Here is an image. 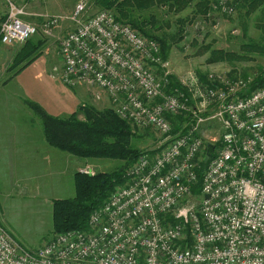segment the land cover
I'll list each match as a JSON object with an SVG mask.
<instances>
[{
    "label": "built area",
    "instance_id": "obj_1",
    "mask_svg": "<svg viewBox=\"0 0 264 264\" xmlns=\"http://www.w3.org/2000/svg\"><path fill=\"white\" fill-rule=\"evenodd\" d=\"M64 1L74 2L71 14L39 15L38 28L27 21L25 6L8 2L0 43L21 46L40 30L50 36L71 23L59 39L55 79L104 92L121 120L163 139L126 171L124 185L90 214L86 230L55 234L29 252L0 226V264H264V83L251 89L248 78L209 88L197 79L186 92L166 94L167 75L161 80L157 73L167 62L156 41L108 11L86 17L87 0ZM232 1L216 0L213 9L232 16ZM195 96L214 115L200 119L190 105ZM184 115L189 122L171 135L169 117ZM206 121L219 123L217 140L202 135ZM207 144L213 157L195 204L191 187Z\"/></svg>",
    "mask_w": 264,
    "mask_h": 264
},
{
    "label": "rangeland",
    "instance_id": "obj_2",
    "mask_svg": "<svg viewBox=\"0 0 264 264\" xmlns=\"http://www.w3.org/2000/svg\"><path fill=\"white\" fill-rule=\"evenodd\" d=\"M212 1L215 4L216 0ZM8 2L25 6V11L31 16L27 18V21L36 27L41 26L39 15L67 16L71 14L74 5V2H65L64 0H0V21L7 12ZM237 3L235 4L236 12L232 16H222L214 12L212 16L210 15L212 18L209 22L200 17L193 18L192 22L185 26V38L181 42L176 41L170 50L165 68L157 73L158 78L163 80L164 74H166L168 77L173 78L175 84L177 83L185 89V85L196 83L197 79L199 85L203 87V81L210 77L215 80L217 85L223 81L246 80L248 78L255 82L257 75L263 76L264 22L257 13L248 14L245 12L244 7H237ZM101 11L103 10L95 6L91 0H87L86 17H91ZM191 11L192 9L186 10L179 15L180 18L189 16ZM154 13L160 20V11L156 10ZM170 16V27L165 26L164 28V25L161 24L163 26L162 31L172 35L176 32L175 19L178 16ZM72 30V24L64 21L50 36L45 35L41 30L34 36V38L45 40L43 53L48 59L50 76L56 79L59 77L62 66L58 52L59 39ZM245 44H257L262 48V51L251 55L250 61L232 60L230 63L219 64H208L206 62L208 53L202 54L206 46H211V49L214 50H223L239 55L243 52L241 47ZM21 46L17 47L20 48ZM200 46L204 47L200 48ZM54 69H57V72H53ZM4 80L3 78L0 79V84ZM66 88L80 95V104L91 105L97 110L111 108L106 94L96 88L84 86L72 89ZM163 89L164 91L167 90L166 85ZM169 90L170 92L175 91L173 88ZM14 95L11 88L1 89L0 87V128L29 127L31 129L32 127L36 129L37 134L38 130H42L41 121L33 115L25 104L22 105L17 102ZM99 97L100 99L97 100ZM5 98H7V102H5ZM200 101L201 98L195 96L194 101L191 102L192 109L200 110L201 115L199 118L204 120L207 116L214 115L215 111L211 107L202 109ZM63 116L66 115L61 117ZM135 132L136 138L133 140L135 148L142 151H154L160 147L159 144L163 137L153 130L136 128ZM202 135L208 138L206 141L217 140L220 135L219 123L217 121H206L202 124ZM50 150L51 158L47 157V164H42V161H39L38 166L22 169L41 173L47 171L48 174L58 175L59 168L64 167V161H66V172L60 169V172L65 175L60 176L58 179L54 177L50 179V176L46 175L45 181L42 179L34 181L33 185L38 187L37 190L33 191L34 194H5L4 186L0 182V226L29 252H35L53 236L52 201L71 199L75 196L73 174L76 170L83 173V170L89 169L92 175H95L97 173H109L123 167V163L116 161L77 159L51 147ZM36 153L38 154L39 151ZM77 164L80 165L75 169ZM52 187H54L55 192H50ZM110 195L108 198L111 197ZM197 199H192V201L196 204Z\"/></svg>",
    "mask_w": 264,
    "mask_h": 264
},
{
    "label": "trees",
    "instance_id": "obj_3",
    "mask_svg": "<svg viewBox=\"0 0 264 264\" xmlns=\"http://www.w3.org/2000/svg\"><path fill=\"white\" fill-rule=\"evenodd\" d=\"M91 1L100 10L112 13L118 22L129 25L144 37L156 41L160 45V57L163 63L167 62L169 52L176 41L181 42L185 38V26L190 24L193 18L200 17L209 22L214 12L220 14L219 10L213 9L214 1L212 0ZM236 3L237 7H244L248 14L257 13L264 22V0L232 1L233 5ZM188 9H192L191 14L180 18L179 15ZM156 10L161 13L160 20L154 13ZM170 15L178 16L175 19L176 32L172 35L162 31V24L164 28L171 26ZM33 38L27 40L15 52L6 69L8 80L2 85L20 74L43 54L45 40ZM202 47L204 46H200V48ZM203 50V55L208 53L206 60L208 64H219L230 63L232 60L250 61L251 55L260 53L262 48L257 44H245L241 47L243 52L239 55L223 50H214L211 49V46H206ZM167 80V90L164 91L166 94L171 93L170 88L185 92L182 86L174 83L172 77L167 76ZM254 81L251 89L261 86L264 83V76L257 75ZM203 83L209 88L217 86L215 81L209 83L208 79ZM24 104L41 121L42 135L48 147L77 159H104L123 163L122 168L109 173L88 175L76 171L73 174L75 196L71 199L52 201L53 235L86 230L90 214L104 204L115 188L124 185L126 169L130 168L143 154L157 151H142L135 148L133 140L136 138V127L121 120L111 108L97 110L91 105L80 104L76 111L70 115L54 117L32 101L24 100ZM169 120L172 125L170 134L176 135L182 131V125L189 122L190 118L184 115L169 117ZM218 146L215 144V149ZM206 157L195 171L196 182L191 187L193 199L200 196L202 174L213 154Z\"/></svg>",
    "mask_w": 264,
    "mask_h": 264
},
{
    "label": "crops",
    "instance_id": "obj_4",
    "mask_svg": "<svg viewBox=\"0 0 264 264\" xmlns=\"http://www.w3.org/2000/svg\"><path fill=\"white\" fill-rule=\"evenodd\" d=\"M0 45V79H5L3 81L5 82L8 80L6 69L19 48L17 45L1 43ZM50 75L48 59L43 53L16 77L9 79L4 85L2 82L0 87L1 89L11 88L15 94L14 99L22 105L24 100H29L38 104L51 116L70 115L80 105V95L67 89ZM6 100L7 98L5 102ZM35 131L36 129L32 127L31 129L29 127L0 128V182L4 186L5 194H34L33 191L38 189L33 185L34 181L41 179L45 181L46 175H49L50 179L53 177L58 179L65 175L60 171L66 172V161H64V167L59 168L58 175L48 174L47 171L41 173L22 169L38 166L39 161L47 164V157L51 158V150L44 142L42 130H38L37 134ZM78 165L80 164H77L75 169ZM53 188L50 192H55Z\"/></svg>",
    "mask_w": 264,
    "mask_h": 264
},
{
    "label": "water",
    "instance_id": "obj_5",
    "mask_svg": "<svg viewBox=\"0 0 264 264\" xmlns=\"http://www.w3.org/2000/svg\"><path fill=\"white\" fill-rule=\"evenodd\" d=\"M212 151H213V146H211L210 144H207V146H206V156L210 157Z\"/></svg>",
    "mask_w": 264,
    "mask_h": 264
}]
</instances>
